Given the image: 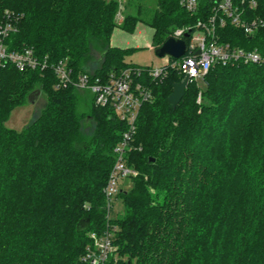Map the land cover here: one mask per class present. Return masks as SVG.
Segmentation results:
<instances>
[{"label":"trees","instance_id":"trees-1","mask_svg":"<svg viewBox=\"0 0 264 264\" xmlns=\"http://www.w3.org/2000/svg\"><path fill=\"white\" fill-rule=\"evenodd\" d=\"M232 1L244 18H264V0ZM127 2L135 10L117 23V0H0V11L19 19L8 49L67 60L74 76L139 66L134 81L152 93L126 154L137 174L117 193L123 213L107 220L103 188L126 123L88 91L55 89L50 67L0 69V264H91L82 260L90 232L114 225L104 264H264V63H216L172 108L167 97L184 76L168 68L152 80L150 66L126 61L137 48L112 46L111 35L142 22L155 49L206 20L214 2L199 0L191 13L179 0H158L147 19L140 0ZM216 35L264 53V28L248 36L227 23ZM37 92L39 112L20 130L8 127L10 112Z\"/></svg>","mask_w":264,"mask_h":264},{"label":"built area","instance_id":"built-area-1","mask_svg":"<svg viewBox=\"0 0 264 264\" xmlns=\"http://www.w3.org/2000/svg\"><path fill=\"white\" fill-rule=\"evenodd\" d=\"M119 10L116 19H122V0H117ZM199 0H179V3L188 12L194 13ZM211 14L206 20H198L193 26L177 28L170 36L175 38H188L185 53L179 58L167 56V60L159 67H149L148 77L152 80H160L166 76L168 68L178 70L184 77L188 76V82L202 79L209 69L216 63L222 65L243 63L262 64L264 53L257 49H244L222 43L216 35L217 26L227 23L241 27L246 35H252L256 30L264 28V18L255 17L246 19L242 11L233 4L232 0H213ZM250 6L255 7V1ZM18 17L7 9L0 11V69L7 64L14 65L18 70L46 69L50 67L56 77L53 87L55 89L75 88L88 91L93 95L96 106L108 107L122 121L126 128L113 148L114 162L108 175L107 182L103 188L105 196L106 218L113 217V198L117 197L120 190V181L131 178L137 174L136 170L129 166L126 154L133 149L132 141L136 133V119L141 104L152 99L151 90L142 82H135L134 75H140L144 68L139 66L129 67L118 72H111L107 77H95L88 73L73 75L67 60H60L49 64L47 58L37 56L32 48L25 47L21 50H10L6 38L18 30ZM188 32V36L184 34ZM172 58V59H171ZM117 227L108 226L102 233L90 232L93 241L92 247L82 256L83 261L91 264H104L109 255L115 251L113 236Z\"/></svg>","mask_w":264,"mask_h":264},{"label":"rangeland","instance_id":"rangeland-1","mask_svg":"<svg viewBox=\"0 0 264 264\" xmlns=\"http://www.w3.org/2000/svg\"><path fill=\"white\" fill-rule=\"evenodd\" d=\"M140 1L142 2V5L145 9L144 18L147 19L151 15L152 11L157 8V1L158 0H140ZM122 6H123V9H121V11H120L122 18H123L124 14L133 13V10H135L134 7L131 5V3L127 2V0H122ZM118 10H119V3H118ZM117 23H120V20H117ZM140 23H142V22H140ZM136 28H137V26H136ZM136 28H135V31H136ZM116 29H121V28H119V27L115 28L114 29V31H115L114 35L117 33V31H120V30H116ZM122 31H124V30H122ZM130 34H132V33H130ZM150 34H151V29L146 27L145 31H141L137 35L139 43L145 44V42L149 41L150 40ZM114 43H116V42L114 41ZM134 48H137V50H135L132 54H130L129 56L126 57L127 62H130L133 64H138V65H147V66L154 68V67L161 66L167 60V56L158 57L155 54L154 49H150V48H146V47H134ZM198 84L200 86H203L202 79H198ZM199 99H200V94H198L197 100H199ZM31 100H33V101H27V103H25L24 105L18 106L10 112L9 117L5 123L8 127L16 129V130H20L21 128H23L34 117V115L39 112L40 108L44 104L45 97H44L43 93L38 92L37 95L35 96V98L31 99ZM119 184H120V189L122 188V189L127 190L131 187V180L129 178H126V179L120 181ZM112 204L114 205L113 215H116V214L121 215L123 213V204L121 202V199L118 197H114Z\"/></svg>","mask_w":264,"mask_h":264},{"label":"water","instance_id":"water-1","mask_svg":"<svg viewBox=\"0 0 264 264\" xmlns=\"http://www.w3.org/2000/svg\"><path fill=\"white\" fill-rule=\"evenodd\" d=\"M188 36V32L184 34ZM186 43L183 38L168 37L159 47L154 49L155 54L158 57L170 56L173 58H179L185 53ZM188 84V76L186 75L182 81L174 83L171 93L167 97V101L172 108H175L185 93V88ZM38 93V92H37ZM37 93H33L29 96V101H33Z\"/></svg>","mask_w":264,"mask_h":264},{"label":"crops","instance_id":"crops-1","mask_svg":"<svg viewBox=\"0 0 264 264\" xmlns=\"http://www.w3.org/2000/svg\"><path fill=\"white\" fill-rule=\"evenodd\" d=\"M146 27L150 28L149 26L143 24V23H139L137 25L136 31L132 34L127 33L125 31H122L121 29H116V30H120L117 31V33L114 35L113 34L111 36V40L110 43L112 46H118V47H146V48H150L153 49L152 44H151V35H152V29H151V34H150V40L145 42V44H140L137 35L141 32V31H145ZM116 43H114V41ZM125 45H123V44Z\"/></svg>","mask_w":264,"mask_h":264}]
</instances>
